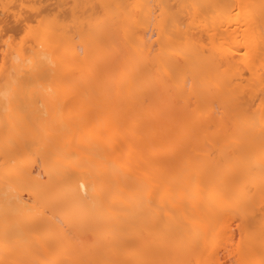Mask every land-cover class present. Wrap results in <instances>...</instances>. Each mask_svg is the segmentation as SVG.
Segmentation results:
<instances>
[{
  "label": "bare ground",
  "instance_id": "obj_1",
  "mask_svg": "<svg viewBox=\"0 0 264 264\" xmlns=\"http://www.w3.org/2000/svg\"><path fill=\"white\" fill-rule=\"evenodd\" d=\"M26 24L0 264H264V0H0Z\"/></svg>",
  "mask_w": 264,
  "mask_h": 264
},
{
  "label": "snow or ice",
  "instance_id": "obj_2",
  "mask_svg": "<svg viewBox=\"0 0 264 264\" xmlns=\"http://www.w3.org/2000/svg\"><path fill=\"white\" fill-rule=\"evenodd\" d=\"M21 12L17 16L18 23H25V18L23 15V9L31 7L28 4H22ZM8 10V6H5V11ZM34 25L26 24L23 34L20 35L18 38H13L12 36H8L6 34L0 35V47L3 48V54L7 58L11 56L14 62H19V58L21 55L24 54L26 42L30 41V38L33 36Z\"/></svg>",
  "mask_w": 264,
  "mask_h": 264
}]
</instances>
